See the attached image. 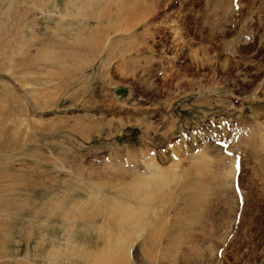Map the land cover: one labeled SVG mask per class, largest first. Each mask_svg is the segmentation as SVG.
I'll return each mask as SVG.
<instances>
[{"label": "rangeland", "instance_id": "rangeland-1", "mask_svg": "<svg viewBox=\"0 0 264 264\" xmlns=\"http://www.w3.org/2000/svg\"><path fill=\"white\" fill-rule=\"evenodd\" d=\"M88 1L0 0V264H264V0Z\"/></svg>", "mask_w": 264, "mask_h": 264}, {"label": "bare ground", "instance_id": "bare-ground-1", "mask_svg": "<svg viewBox=\"0 0 264 264\" xmlns=\"http://www.w3.org/2000/svg\"><path fill=\"white\" fill-rule=\"evenodd\" d=\"M94 1H97V0H94ZM100 1H103V3H105V0H98L97 2H100ZM135 2V1H134ZM87 4H89V1L87 0ZM99 6H100V4H99ZM95 15V14H94ZM86 17H88V16H86ZM97 17V16H96ZM87 19V18H86ZM85 19V20H86ZM93 19V18H92ZM84 22V21H83ZM43 58V57H42ZM54 59H55V57H54ZM58 59V58H57ZM198 173V172H197ZM201 174V173H200ZM198 187H200V186H192V183H190V181L188 182V183H186V184H184L183 186H181V188L179 189L180 190V194H182V195H185V199H187L188 201L187 202H189L193 207H194V210L198 207H200V201H196V199H199L200 198V196H201V193H203L202 191H204V188H203V190L202 189H200V188H198ZM202 188V187H201ZM147 191H148V189H146ZM236 191V190H235ZM239 191H241L240 189H239ZM237 192V191H236ZM137 193V192H136ZM140 193V192H139ZM138 193V194H139ZM204 194V193H203ZM140 195H142V194H140ZM135 196V195H134ZM138 197V196H137ZM199 197V198H198ZM146 199V198H145ZM186 201V200H185ZM184 202V201H183ZM187 202H185V203H187ZM189 203H188V205H189ZM198 203L200 204L199 206H198ZM191 205H189V206H191ZM139 209H140V207H139ZM133 210H134V208H133ZM137 210V209H136ZM193 210V209H192ZM132 211V210H131ZM184 211V210H183ZM125 212H127V211H125ZM132 213H133V211H132ZM131 212L129 213V214H132ZM125 214V213H124ZM69 215V214H68ZM135 215V214H134ZM133 215V216H134ZM136 218H137V220L138 221H141V218H138L137 216H138V213H136ZM125 217V218H124ZM123 217V220L124 221H127V222H130V224H132V227H135L134 225H136V223H135V220L134 219H130V217H128L127 215L126 216H124ZM127 217V218H126ZM131 218H133L132 216H131ZM132 220L134 221V222H132ZM88 221H90V220H88ZM142 222H143V219H142ZM148 223H150L149 221H148ZM138 224V223H137ZM141 226V225H140ZM137 227L139 228V224L137 225ZM142 227V226H141ZM112 239H113V237L110 239V241H109V243H111V245H112ZM115 245H117V241H116V243H115ZM110 264V263H109Z\"/></svg>", "mask_w": 264, "mask_h": 264}]
</instances>
